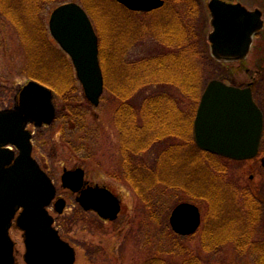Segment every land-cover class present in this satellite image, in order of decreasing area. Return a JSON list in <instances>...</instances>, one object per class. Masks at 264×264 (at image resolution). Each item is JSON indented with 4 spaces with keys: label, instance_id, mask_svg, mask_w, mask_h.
Masks as SVG:
<instances>
[{
    "label": "trees",
    "instance_id": "1",
    "mask_svg": "<svg viewBox=\"0 0 264 264\" xmlns=\"http://www.w3.org/2000/svg\"><path fill=\"white\" fill-rule=\"evenodd\" d=\"M71 1L87 10L99 37L105 94L116 102L119 177L151 217L169 211L168 197L181 191L206 205L200 230L176 235L197 237L199 247H169L180 260L159 254L142 264H214L228 244L241 261L264 264L262 199L252 188L240 190L217 162L220 157L201 151L193 138L211 62L198 27L197 1L166 0L160 10L132 13L113 0H0V20L15 28L27 57L24 73L54 92L62 139L74 150H90L87 116L93 106L81 94L71 62L56 49L45 16L49 6ZM142 42L155 45L134 54ZM80 132L85 135L78 138Z\"/></svg>",
    "mask_w": 264,
    "mask_h": 264
},
{
    "label": "water",
    "instance_id": "2",
    "mask_svg": "<svg viewBox=\"0 0 264 264\" xmlns=\"http://www.w3.org/2000/svg\"><path fill=\"white\" fill-rule=\"evenodd\" d=\"M133 12H152L165 0H114ZM213 31L209 34L211 55L219 62H240L247 58L254 36L263 29V13L249 11L241 4L220 0L209 3ZM49 30L70 56L85 97L95 107L104 93V76L99 60V39L87 11L77 2L57 6L49 19ZM53 91L36 81L21 90L19 103L0 111V264H14V242L9 230L22 208L18 225L25 232L27 264H75V249L64 241L53 226L48 207L57 196L52 178L32 155L29 123L51 125L57 108ZM263 118L249 89L211 80L203 92L194 121L197 146L208 153L232 160H248L259 152ZM16 146L20 153L4 148ZM62 187L78 194L77 201L86 211L115 221L122 210L121 200L107 187L85 185L82 168L65 169ZM66 200L55 202L61 214ZM200 208L183 202L172 210L170 225L181 236L195 234L202 225Z\"/></svg>",
    "mask_w": 264,
    "mask_h": 264
},
{
    "label": "rangeland",
    "instance_id": "3",
    "mask_svg": "<svg viewBox=\"0 0 264 264\" xmlns=\"http://www.w3.org/2000/svg\"><path fill=\"white\" fill-rule=\"evenodd\" d=\"M208 1L204 0L205 6ZM257 6L256 9L261 10L259 1ZM54 8L49 6L46 11L47 23ZM202 10L205 11V8L200 6L198 27L205 49L209 51L207 36L212 31V27L209 16L205 14L206 11L203 14ZM207 16L208 20H206ZM52 40L58 52L64 53L72 64L67 53L53 38ZM151 42L140 43L134 50V54L147 53L155 45ZM26 58L15 28L0 20V110L11 108L14 105L15 96L29 81L24 73ZM250 63L249 58L243 68L249 67ZM240 68L239 62L219 63L211 59L205 70L206 83L214 78L230 83L233 74H243ZM74 76L76 78L75 69ZM243 77L245 78L244 75ZM81 94L84 92L82 91ZM115 108V99L105 94L99 107L90 109L87 116L92 139L91 142L87 141V148L90 150L82 148L74 150L69 147L62 139L60 122L55 121L52 125L36 130L33 156L53 179L58 189L57 197L67 201V209L63 214H58L53 206L50 208V213L56 219L55 226L62 238L75 248L77 253L75 264H142L148 258L159 254L166 259L180 260L174 259L169 254V247L196 249L199 243L197 237L183 239L176 236L169 221L171 212L176 205L191 202L199 206L204 215L206 205L200 201H193L184 191H181L166 199L171 206L169 211L161 210V214L156 215L157 218L150 216L134 189L123 181L117 172L120 169L121 153L119 135L114 124ZM84 135V132L77 133L78 138ZM218 159L217 162L224 167L225 174L235 179L240 190L254 189L264 205V168L261 167V163L259 161L235 162L222 157ZM79 167L85 169L86 179L90 184L109 187L121 199L122 211L116 221H106L92 211L83 210L76 201V195L62 187L61 178L64 170ZM251 175L254 176L253 179ZM260 222V232L264 234V210ZM11 237L16 243L18 264H26L23 259L25 247L22 232L13 229ZM224 247L214 264H248L235 255L232 245L228 244ZM195 253L205 260L204 252L198 250Z\"/></svg>",
    "mask_w": 264,
    "mask_h": 264
},
{
    "label": "flooded vegetation",
    "instance_id": "4",
    "mask_svg": "<svg viewBox=\"0 0 264 264\" xmlns=\"http://www.w3.org/2000/svg\"><path fill=\"white\" fill-rule=\"evenodd\" d=\"M196 1L198 2L199 6H201L203 9L205 8V11H206L205 14L209 16V22H210L211 12L209 9V4H208L210 0L208 1V3H206V6L204 5L205 3L204 0H196ZM220 1L230 3V4H241L244 7H246V9L249 11H254L258 7L257 3L259 1V3H261V11L263 13L262 18L264 21V0H220ZM205 11L202 10V13L204 14ZM208 16L206 17V20H208ZM207 43H208V36H207ZM249 58L251 59V63L249 67L243 68L246 65V61ZM240 64H241L240 70L242 69L241 73L243 74H238V75L233 74L232 82H230L229 84H232L241 89H249L255 104L261 111L262 118H263L262 142H261L259 154L254 159V161L255 162L259 161L262 165L261 167L264 168V27L254 37V40H253L251 49L249 51V54L247 56V59L244 62H241ZM243 75L245 76V78L243 77ZM18 96H19V92L14 98L13 106H15L18 103ZM42 128H45V126L40 127V128H37L35 125L28 126V129L33 134V137H32L33 152H34V146H35L34 138L36 137V130L42 129ZM253 177L254 176L251 175V179H253ZM86 178H87V174H86ZM263 210H264V205H263ZM18 216L19 214H17V217ZM55 225H56V219H55ZM13 229L22 232L24 236L23 231L17 225L16 219L13 220L11 231ZM17 254H18L17 250L15 249V264H18Z\"/></svg>",
    "mask_w": 264,
    "mask_h": 264
},
{
    "label": "bare ground",
    "instance_id": "5",
    "mask_svg": "<svg viewBox=\"0 0 264 264\" xmlns=\"http://www.w3.org/2000/svg\"><path fill=\"white\" fill-rule=\"evenodd\" d=\"M50 19V18H49ZM115 194V193H114ZM116 195V194H115Z\"/></svg>",
    "mask_w": 264,
    "mask_h": 264
}]
</instances>
